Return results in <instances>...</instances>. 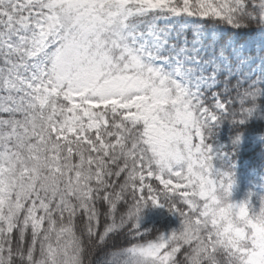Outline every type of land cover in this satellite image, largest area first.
Returning a JSON list of instances; mask_svg holds the SVG:
<instances>
[{"label":"snow or ice","instance_id":"snow-or-ice-1","mask_svg":"<svg viewBox=\"0 0 264 264\" xmlns=\"http://www.w3.org/2000/svg\"><path fill=\"white\" fill-rule=\"evenodd\" d=\"M0 264H264V0H0Z\"/></svg>","mask_w":264,"mask_h":264},{"label":"trees","instance_id":"trees-1","mask_svg":"<svg viewBox=\"0 0 264 264\" xmlns=\"http://www.w3.org/2000/svg\"><path fill=\"white\" fill-rule=\"evenodd\" d=\"M225 135H226V131H225ZM257 155H258V149L256 152H252V151H248L244 154V156L241 158V163L243 164V162L245 160H248L250 164H255L257 161ZM242 172L246 171V169H244L242 167L241 169Z\"/></svg>","mask_w":264,"mask_h":264}]
</instances>
